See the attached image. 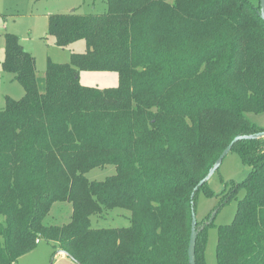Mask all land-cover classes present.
<instances>
[{"label": "trees", "instance_id": "obj_1", "mask_svg": "<svg viewBox=\"0 0 264 264\" xmlns=\"http://www.w3.org/2000/svg\"><path fill=\"white\" fill-rule=\"evenodd\" d=\"M105 4L48 17L56 45L83 39L85 51L48 60L41 79L31 52L4 34L1 68L24 94L0 109V264L41 239L79 264H188L191 200L195 210L198 191L210 192L206 181L191 199L194 186L235 135L264 130L249 118L264 112L259 0ZM81 70L116 72L118 84L81 85ZM231 149L249 171L221 191L220 204L244 195L218 227L216 264H264V137ZM105 165L115 173L85 176ZM55 202L71 205L69 219L46 224ZM115 208L129 211L127 226L91 227ZM211 222L196 223L195 264Z\"/></svg>", "mask_w": 264, "mask_h": 264}, {"label": "rangeland", "instance_id": "obj_2", "mask_svg": "<svg viewBox=\"0 0 264 264\" xmlns=\"http://www.w3.org/2000/svg\"><path fill=\"white\" fill-rule=\"evenodd\" d=\"M105 8V0H0V109L4 106L5 96L18 99L24 94L22 86L13 78V74L1 68L5 33L18 37L23 47L31 52L35 60L36 75L41 79L48 60L54 63H67L72 53L85 51L83 39L73 42L68 47L56 45L53 36L47 32L48 17L69 12L101 13ZM79 81L84 86L113 88L118 84V75L113 71L81 70ZM249 118L264 127V112L249 114ZM248 171L249 167L243 163L238 151L231 149L207 181L206 187L210 192L206 193L201 189L197 193L194 210L196 221L206 223L216 212L213 221L206 227L205 264H216L218 227L232 221L237 201L244 195V190L240 189L220 204V194L225 182L242 181ZM114 173L113 165H105L90 169L85 176L89 180L98 181ZM70 214L71 205L68 202H55L44 223L60 225L68 221ZM129 216L128 210L115 208L92 215L90 223L93 228L124 227L129 224ZM54 251L56 253L52 256ZM57 251L58 248L54 243L41 239L30 251L10 264H77Z\"/></svg>", "mask_w": 264, "mask_h": 264}, {"label": "water", "instance_id": "obj_3", "mask_svg": "<svg viewBox=\"0 0 264 264\" xmlns=\"http://www.w3.org/2000/svg\"><path fill=\"white\" fill-rule=\"evenodd\" d=\"M260 1V10H259V16L260 18L264 21V0H259ZM260 137H264V130L258 131L252 134H237L233 137V139L230 141V143L222 150L218 158L216 159L215 163L213 166L209 169L207 174L198 182L197 185L194 186L192 192H191V199L194 196L195 191L201 186L204 182L208 181L210 176L218 169L220 166L223 158L225 155L230 151L232 145L236 143L239 140H245V139H257ZM216 213V212H215ZM211 215L209 220L206 223H209L213 220V217L215 215ZM196 218H195V212H194V206H193V200H191V222H190V235H189V243H188V248H187V255H188V264H195V259H194V248H195V240L196 236L198 233V229L196 227ZM65 253V252H63ZM66 255V253H65ZM75 263L79 264L76 260H73Z\"/></svg>", "mask_w": 264, "mask_h": 264}, {"label": "crops", "instance_id": "obj_4", "mask_svg": "<svg viewBox=\"0 0 264 264\" xmlns=\"http://www.w3.org/2000/svg\"><path fill=\"white\" fill-rule=\"evenodd\" d=\"M39 242H40V241H39ZM39 242H38V243H39ZM58 252L61 253V255H65V253H63V252H60V251H58Z\"/></svg>", "mask_w": 264, "mask_h": 264}, {"label": "built area", "instance_id": "obj_5", "mask_svg": "<svg viewBox=\"0 0 264 264\" xmlns=\"http://www.w3.org/2000/svg\"><path fill=\"white\" fill-rule=\"evenodd\" d=\"M36 242L38 243V242H39V240H36Z\"/></svg>", "mask_w": 264, "mask_h": 264}]
</instances>
